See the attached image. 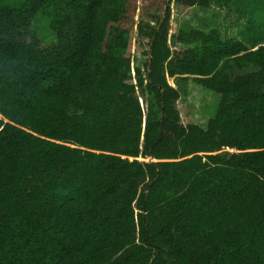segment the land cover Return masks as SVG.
Returning a JSON list of instances; mask_svg holds the SVG:
<instances>
[{"label": "trees", "instance_id": "obj_1", "mask_svg": "<svg viewBox=\"0 0 264 264\" xmlns=\"http://www.w3.org/2000/svg\"><path fill=\"white\" fill-rule=\"evenodd\" d=\"M139 1L0 0V264H264V0Z\"/></svg>", "mask_w": 264, "mask_h": 264}, {"label": "rangeland", "instance_id": "obj_2", "mask_svg": "<svg viewBox=\"0 0 264 264\" xmlns=\"http://www.w3.org/2000/svg\"><path fill=\"white\" fill-rule=\"evenodd\" d=\"M244 2V0H211V6L209 8L197 7V9H192L182 5L178 6L176 5V2H173L170 34L174 33L178 28H186L188 25L202 28V24L197 15L207 13L215 19L216 27L219 28L225 38H240V32L243 30V25L247 21V17L241 16L245 8H241L240 5L244 4ZM258 4H261L262 8L264 7V2L261 3L260 1ZM142 6L143 0H140L139 9L136 15L137 21H139L141 18L148 19L142 11ZM204 29L206 30V28ZM262 32H264V28L262 29ZM43 38V45H47L50 42L51 37L46 35ZM262 44H264V40L262 41ZM173 48L177 49L175 46H173ZM133 53L135 56L139 55L136 50L135 41L133 44ZM169 80L173 84V79L170 78ZM189 93L188 100L180 99L177 104L182 120L186 124L202 119V100H214V97L211 94L206 95L204 93L203 88L199 84L192 83ZM139 159L144 160V158L141 157ZM147 160L152 161V159Z\"/></svg>", "mask_w": 264, "mask_h": 264}]
</instances>
